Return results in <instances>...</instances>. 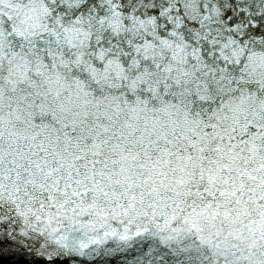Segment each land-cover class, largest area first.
<instances>
[{
	"label": "snow or ice",
	"instance_id": "snow-or-ice-1",
	"mask_svg": "<svg viewBox=\"0 0 264 264\" xmlns=\"http://www.w3.org/2000/svg\"><path fill=\"white\" fill-rule=\"evenodd\" d=\"M0 264H264V0H0Z\"/></svg>",
	"mask_w": 264,
	"mask_h": 264
}]
</instances>
